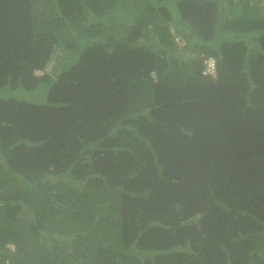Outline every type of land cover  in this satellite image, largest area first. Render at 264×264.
Here are the masks:
<instances>
[{
	"label": "trees",
	"instance_id": "1",
	"mask_svg": "<svg viewBox=\"0 0 264 264\" xmlns=\"http://www.w3.org/2000/svg\"><path fill=\"white\" fill-rule=\"evenodd\" d=\"M263 1L0 0V264H264Z\"/></svg>",
	"mask_w": 264,
	"mask_h": 264
},
{
	"label": "built area",
	"instance_id": "2",
	"mask_svg": "<svg viewBox=\"0 0 264 264\" xmlns=\"http://www.w3.org/2000/svg\"><path fill=\"white\" fill-rule=\"evenodd\" d=\"M175 38L179 43H185V40L180 35H176ZM202 72L204 75H211L213 77H217L218 61L215 56L210 55L205 59V65Z\"/></svg>",
	"mask_w": 264,
	"mask_h": 264
},
{
	"label": "rangeland",
	"instance_id": "3",
	"mask_svg": "<svg viewBox=\"0 0 264 264\" xmlns=\"http://www.w3.org/2000/svg\"><path fill=\"white\" fill-rule=\"evenodd\" d=\"M94 18V16H92ZM95 19V18H94ZM169 24L171 25V28L173 29L174 28V24L172 22H169ZM118 35L122 36L123 33H119ZM190 50H186L184 48H182V52L180 53V57H186L187 59H189V57L191 56L192 53L188 52ZM55 63V58H53L51 60V62L49 63L48 67H47V70H50L52 68V66L54 65ZM10 246H12L14 248V245L13 244H10Z\"/></svg>",
	"mask_w": 264,
	"mask_h": 264
},
{
	"label": "clouds",
	"instance_id": "4",
	"mask_svg": "<svg viewBox=\"0 0 264 264\" xmlns=\"http://www.w3.org/2000/svg\"><path fill=\"white\" fill-rule=\"evenodd\" d=\"M172 29V28H171ZM173 32H174V35L176 36V35H180L179 33H176V30H175V28H173ZM184 40H185V43H179L177 40V42L181 45V46H184L187 42H186V39L184 38V36L181 34L180 35ZM203 73V72H202ZM153 75L155 76V73H153ZM204 75V74H203Z\"/></svg>",
	"mask_w": 264,
	"mask_h": 264
},
{
	"label": "crops",
	"instance_id": "5",
	"mask_svg": "<svg viewBox=\"0 0 264 264\" xmlns=\"http://www.w3.org/2000/svg\"><path fill=\"white\" fill-rule=\"evenodd\" d=\"M263 4H264V1H263Z\"/></svg>",
	"mask_w": 264,
	"mask_h": 264
}]
</instances>
